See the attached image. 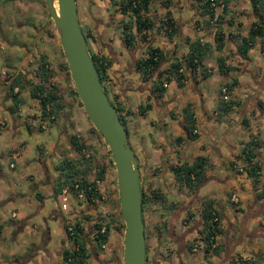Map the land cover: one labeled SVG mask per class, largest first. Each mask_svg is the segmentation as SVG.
I'll use <instances>...</instances> for the list:
<instances>
[{"label": "crops", "instance_id": "obj_1", "mask_svg": "<svg viewBox=\"0 0 264 264\" xmlns=\"http://www.w3.org/2000/svg\"><path fill=\"white\" fill-rule=\"evenodd\" d=\"M190 1L191 0H188L186 3L188 2L190 4ZM237 1L238 0H234L235 3H229L228 7H233L237 4ZM240 1L242 3L241 6H243L244 3L247 4L243 7H246L244 10L245 14L250 16L251 21L252 16L250 15L251 12H249V0ZM225 18L231 19V21L233 19L230 14H227ZM236 23L238 25H243L242 22L237 20ZM245 31L246 29L244 32ZM244 35L245 34H242L241 31L239 37ZM185 36L189 37L190 40H193L198 36L203 37V40L205 41L211 40L210 34H196L194 36L193 34H175L171 38L173 42L165 43V40L164 48L160 47L166 57L165 62H163L160 67H164L168 62L173 60V57L177 60L181 59V53L187 51L188 47L184 40ZM104 39L107 40L106 35ZM160 39H163V37L161 36ZM8 40V36L0 34V48L5 42H10ZM238 41L239 39L237 34H229L228 36L225 34L223 46L219 50L212 48L210 51L201 55L199 65L196 70L190 71L183 65L181 66L182 72L184 73V82L182 86L178 87L176 86L174 80H170L166 84L165 90L158 97L154 96L151 92V88H149V85L143 82L140 89L133 86L137 81V75H135L134 69L124 71L125 73L123 76L125 77V81L122 80V82H119L118 80L117 82L116 79L118 75L116 74L113 77L114 80H116V84H118L116 87L118 91L117 101L119 100L118 102L122 106L123 111L126 112L123 116L125 118V125L129 134V144L131 145V141H139L141 142L140 148H142L145 139L142 137L139 138L134 134L138 132L139 127L145 128L144 130L148 135L146 140L149 141L150 144H153V149H151L152 155L149 154L152 164L157 163L159 153L166 168L162 171L161 179L154 181V185L163 194L165 200L176 205L179 204L180 206L178 214H170L169 216V219H172L171 224L169 225L172 233L171 237L168 238V241H162L164 242V245L160 244L161 247L170 248L172 251V253H170L171 256H169L170 262L167 264H202V261H205V264H225V262L231 258L236 259L237 261L244 258L248 259V264H264V197L259 198L256 195L264 184V144L255 148L257 159L261 163L260 169L258 170V182L255 186L252 184L251 178L246 175V171L244 170V166H246L244 164L246 162L242 157L243 154L241 151L245 146L246 141L251 137L256 138L258 129L264 128V105L262 107L263 109H260L256 103L258 100H261L262 103H264V96H260L258 94L254 95V93L245 94L248 91V88L251 87L252 83L257 88L260 87V81L264 71L261 76L257 77L256 73H258L261 62H255V68H252V59L249 58L248 60H244L237 55L236 44ZM13 42L12 44H15ZM108 42L109 41L107 40L106 43L108 47L109 45L113 46L114 44L115 46L111 48L119 46V42H117V40L116 42L110 44H108ZM174 44L176 45L174 46ZM13 46L16 48V45ZM253 47H256L259 50L261 56L264 55V50L260 51L259 43L254 44ZM252 48L248 50L249 55H251L250 52ZM21 49L23 50L14 55L11 60L14 64L9 65L8 68L10 71L7 72L6 70H0V78H3L14 71L13 74L5 81L6 89H10L11 78L15 77L18 72L22 73V77H19V85L12 88L14 92L21 86L22 81L26 87H28L32 82L30 77L31 73L27 72L28 70L24 68V63L28 53L25 52L23 54L24 48L21 47ZM131 53L136 54L137 51H134L133 49ZM22 54L24 57L21 59L20 57ZM217 56H223V64L233 68L224 73L217 71L218 66H216L215 63ZM5 59L10 61V56L5 55ZM201 66L208 71L207 75L201 74ZM252 69H254L255 74H253L254 72ZM232 71L236 72V76H234L235 74L232 73ZM240 72L249 74L248 81L245 83L247 85L241 87V89L233 88L229 91L230 98H233V104L226 111L222 113L218 112V115V89L224 85L225 82H228L225 80V76H231V79L236 77L237 82L235 86H238V80L243 78L240 77ZM211 78L213 82L211 84L207 83V81ZM170 83H174L176 87L175 90L168 89V84ZM241 84L242 83L239 85ZM126 85H129V87ZM26 90L19 93L20 101L26 98ZM184 96H186V99H183ZM0 97L3 99H9V97L2 91H0ZM10 99L11 106L7 110L12 113L18 110V102L14 105L13 98L11 96ZM145 104L149 106L143 107ZM187 104L193 112L196 126L195 132L197 136L193 139L194 141H186L184 138L180 142L174 143V138L183 136L181 108ZM139 107H143V111L140 112ZM150 111H153V115H148ZM241 111H244L242 119L244 116L248 117L247 125H242L241 119V121L234 126V123L238 120ZM239 126H241V128H238ZM158 130L159 134H156V131ZM153 135L156 137H153ZM97 144L100 146L99 142H97ZM22 146L23 145L20 144L18 147L22 148ZM130 147L132 148V145ZM151 147L152 146H150V148ZM14 150V147H10L8 150L11 158L16 156ZM196 155H202L204 157L205 163L202 167L204 178L202 183L198 185V187L194 188V191L193 189L188 191L185 187H180V189L177 190L174 185L172 175L165 177L166 172H170L167 167L180 164L184 161L191 162L193 157ZM9 166L13 167L14 165L13 163H9ZM226 167H228V173L230 175L224 176V179L217 177L212 170L214 168H220V170L224 169L226 172ZM54 172L55 174L53 179L49 176V186L51 187V191L55 186V177L57 175V171ZM0 175H2L1 170ZM208 180L215 182L219 186H223V184L228 185L225 188L227 189L225 197L230 192V189H232H229L230 182H237L240 189L242 188L244 190L242 194L243 197L241 195V197L237 198V201L231 202V206H226L222 201H217L215 197H211L210 193L199 194V186ZM52 193L53 195L55 194L54 191H52ZM55 195L59 196V193H56ZM68 195L70 197V208L68 210L69 214L67 217H63L60 214V211L51 210L49 212V217L55 218L59 225L58 233L60 235V239L57 247V252L59 254L58 264H62L60 252L62 248H66V240L62 238V219H67L71 223L77 219L76 217L87 213L86 211L82 212L83 210H80L79 208L81 204L77 201H81V196L74 198L71 193ZM8 199H12V195H9ZM204 199L211 200L212 204L219 209L221 214L219 223L220 232H218L215 236V241L217 245H219V250L215 254L211 253L209 250H204V233L201 228V214L203 207L202 200ZM87 209L90 210L91 208L87 207L85 210ZM229 210L230 212L234 210L237 211L238 214H241L242 221L239 223V226H237V224H235L227 215ZM89 217L92 219L90 214ZM27 218L28 217H26V219ZM12 225L17 231H22L27 227L26 221L23 220ZM81 226L85 229V232L88 230L87 235L91 234L86 220L81 222ZM42 235L43 241L39 246H33V248L28 252L22 253L19 256L10 254L8 257H0V264H49L52 257L45 247L50 238V232L47 227L45 228V231H43ZM172 237H176L177 239L174 240ZM85 239L88 241V237H85ZM88 244L90 245V242ZM237 245L240 246L239 250L237 249ZM161 249H159V252L163 253ZM90 254L91 255L88 259L89 264L93 260L95 261L94 264L100 261L97 256L99 255L98 253L90 249ZM197 254L201 256H198ZM212 257L215 258V261L210 263V259Z\"/></svg>", "mask_w": 264, "mask_h": 264}, {"label": "rangeland", "instance_id": "obj_2", "mask_svg": "<svg viewBox=\"0 0 264 264\" xmlns=\"http://www.w3.org/2000/svg\"><path fill=\"white\" fill-rule=\"evenodd\" d=\"M39 1L41 8L38 9L37 15L32 9H29L28 11L23 9V3L25 0L20 1L21 4L18 5L12 1L11 4H6L5 10L0 12V34H5L8 36V41H10L5 42L0 48V70H6L7 72L10 71L8 68L9 65L14 64V62L11 61L12 58L14 55L20 53L23 50L20 46L24 45V47H26L24 52H31V54L26 57L24 68H26L28 70L27 72H30L32 75V82L26 88L28 89L26 90V98L17 103V111L12 113L8 112L7 109L11 106V99H3L0 97V170L2 173V175H0V196L3 197H0V257H8L10 254L19 256L22 253L28 252L33 248V246H39L43 241L42 233L47 227L50 232V238L45 247L52 257V260L49 264H58L59 254L57 252V247L59 245L60 239V235L58 233L59 225L55 218L49 217V212L51 210L60 211V214L63 217H67L69 214L68 210L70 208V197L67 194V201H65L66 208H61V201L59 199L60 197L55 194L53 195V190L51 191V187L49 186V176H51L52 179L54 178V166L63 157L79 156L78 153L73 151L69 146L67 137L75 133L83 142L84 146L88 148V152L96 158L110 157V154L105 147L103 138L96 130L94 132L93 129H91L93 126L89 122L80 100L73 93L75 92L74 87L67 70L66 62L59 45L53 23H51L47 28L48 34L43 31L44 27L42 25L45 19L47 18L48 21H51V19L45 7L44 0ZM165 1L167 2L169 7L168 9L174 18L176 26L179 28L180 34H193V36L196 34H208V30L206 28L203 29L195 27L194 20L198 16L199 12V6L197 5L196 0H191L192 2L190 1V4L188 2L186 3L188 0H154L150 9L154 10L155 12V15L153 16L155 20L158 21V19L162 17V11H158V6L159 3H163L165 6ZM235 2L234 0H229V3ZM107 3V0H78V4L80 6V22H87L88 13L91 18L98 17L101 20H105L106 15H104V9L108 12H114L113 8H111ZM241 5V1L238 0L236 5L230 7L227 13L228 15L230 14L233 19L230 23L227 21L221 23V29L224 31V33H227L228 31H239L240 33L242 31V34H246V31L244 32V30L247 29L246 26L250 21V16L246 15L244 11L246 7L243 6H246L247 4L244 3L243 6ZM188 6H191L190 11L188 10ZM87 7L89 8V12H87ZM157 12L159 16L156 14ZM39 15L40 17H38ZM118 18V16H114L112 18V22L117 23V25L113 24L115 29L114 34H105L107 36V40L109 41L108 44L114 43L116 40L117 42H122L121 36H119L120 30L117 27L121 24L123 19L118 22ZM236 20L242 22L243 25H238ZM17 21H24L23 29L17 27ZM35 22L36 28L41 26L42 28H40L36 34H25L30 31L29 29ZM176 34H179V32ZM153 35L155 38L162 36H158L156 33ZM162 37L164 41L166 40L165 43H169L164 34ZM11 41H15V44H12ZM165 43L161 44L163 48ZM13 45H16V48H14ZM113 46H115V44ZM113 46L109 45L110 48ZM118 49L121 50V48ZM41 54L44 55L48 63L49 69L52 72L51 81L57 84L63 103L62 110L52 119L40 116L37 102L28 97V92L35 82L34 69L40 61ZM250 54L251 55L248 54V57L253 61V66H251L252 68H255V62H261L258 73H256L257 77L261 76L262 72L264 71V59H262L261 54L256 47L252 48ZM5 55L10 56V61L5 59ZM252 70L254 72L253 74H255L254 69ZM232 73H234V76H236V72L232 71ZM136 74L137 73L135 71V75ZM230 77L231 76H225V80L228 82L231 81ZM240 77L243 78L238 80V86L234 85L233 88L241 89V87L247 85L245 83L248 81L249 74L241 73ZM18 79L20 78L18 77ZM212 82V78L207 81L209 84ZM136 83L138 84V80ZM240 83L242 84L239 85ZM255 88L256 86H254L252 83L251 87L248 88V91L245 94L254 93ZM168 89L175 90L176 87L174 83L168 84ZM257 94L264 96V90H258ZM112 96L113 95H111V97ZM228 98L226 100H228ZM183 99H186V96H184ZM112 100L116 102L114 97ZM119 112L123 116V111L121 110ZM150 114L153 115V111H150L148 115ZM39 124H41V128L40 130H37L36 128L39 126ZM238 128H241V126ZM144 129L145 128L143 127H139L138 132L134 134L139 138L142 137L145 139L142 148H140L141 142L131 141L132 150L135 153V157H138H136L137 167L139 165L141 166V164L144 162L145 159L143 158L151 159L149 154L152 155V147L150 148L151 144L146 140L148 135ZM156 134H159V130L156 131ZM263 134L264 128H259L256 138L261 146L264 144ZM153 137L156 136L153 135ZM97 142L100 143V146H98ZM20 144L23 145L22 148L18 147ZM10 147L15 148L14 151L16 156L13 158L10 157L8 152ZM9 163H13L14 166H9ZM157 168L158 166L156 169ZM226 168V172L224 169L220 170V168H214L212 170L217 175V177L224 179V176L230 175L228 173V167ZM138 173H140L139 168ZM170 175L171 174L168 171L166 172L165 177ZM144 181L146 182V180ZM150 182L152 181L150 180ZM174 185L176 186L177 190L180 189L177 184L174 183ZM99 186V190L102 194H105L104 200H106L99 201L95 205V208H91L90 210H85L87 206L81 202L79 203L81 204V206H79L80 210H83L82 212L86 211V214H90L92 218H107L113 214H119L116 177L113 162L112 165L108 164V171L104 177V180L101 182V184H99ZM227 186L228 185L225 184H223V186H219L215 182L208 180L199 186V194L210 193L211 197H215L217 201L220 200L223 202V204L228 206L231 204L232 198L241 197L244 190L242 188L240 189V186H238L237 182H230L229 189H232H230V192L228 193L229 197L228 195L225 197V192L227 191L225 188ZM186 190L190 191L192 189L186 188ZM9 195H12V199H8ZM165 201L168 202L167 200ZM114 203H117L116 207H114ZM159 205L161 204L157 197L155 198V196L147 195V200L142 206V216L146 225L145 230L147 235V264H150L148 259L150 256L149 254L151 253L150 247L153 246L155 240H158L155 235H158L159 238H161V241H168V238L164 236L166 235L165 232L163 231L162 233V230L160 231V225L158 223L160 222ZM227 215L233 220L235 224H237V226L240 225L239 223L242 221L241 214H238L237 211L232 210L230 212L229 210ZM26 217L28 218L26 219ZM22 220L26 221L27 227L22 231H17L12 224L18 223ZM63 220L65 222L66 219ZM122 234L123 222L122 227L110 230L106 244L103 246V248L97 250V253L99 254L97 256L99 257L100 262H96V264H122ZM65 246L66 248L71 246L69 240L65 241ZM239 247L240 246L237 247L238 250ZM108 258L112 259V262L109 263ZM214 261L215 258L212 257L210 259V263H213ZM94 262L95 261L93 260L90 262V264H94ZM205 263V261H202V264Z\"/></svg>", "mask_w": 264, "mask_h": 264}, {"label": "trees", "instance_id": "obj_3", "mask_svg": "<svg viewBox=\"0 0 264 264\" xmlns=\"http://www.w3.org/2000/svg\"><path fill=\"white\" fill-rule=\"evenodd\" d=\"M199 6L198 16L195 18V27L206 28L208 34L211 35L210 41L203 40V37H197L190 40L189 37L185 36L184 40L187 43V51L181 53V59L177 60L173 57L170 62H168L164 67H160V61L163 52L157 47H153L147 44L144 51L145 57L138 58L134 64V70L139 72L140 77L147 81L151 80V92L154 96L158 97L165 90L163 85L168 83L170 80H174L176 86L180 87L184 82V73L182 72L181 66L183 65L190 71H194L198 68L200 56L205 52L210 51L212 48L219 50L223 46L224 35L227 34H237L239 41L236 44L237 55L248 60V50L254 46V44L259 43L260 51L264 50V0H249L250 15L252 19L246 29V34L239 37V31H228L224 33L221 29V23L227 21L231 22V19H226L227 12L229 11V0H196ZM149 0H127L126 8L122 7L121 12H125L126 9L131 10L133 15V20H128V26H132L134 32H139L141 30H151L154 33L162 32L167 41L173 42L171 38L176 34L180 33L179 28L176 26L174 19L167 8V2L165 1L166 9L164 11V19L162 23L153 26L152 20L145 16L143 13L147 10V5ZM191 6H188L190 11ZM218 9V10H217ZM248 12V14H249ZM143 16V17H142ZM147 34H130L126 32L121 37L122 42L127 46L131 45V41L136 39L140 41H146ZM190 40V41H189ZM176 44H174L175 46ZM95 70L98 74L100 82L107 77L108 60L101 54H90ZM264 59V55L261 56ZM223 56L216 57V66H218L217 71L226 72L233 67L226 66L223 64ZM35 82L28 92V97L32 98L37 102L38 109L40 111V116L46 118H54L63 108L61 94L58 91L57 84H55L52 79V72L49 69L48 63L43 54L40 55V61L34 69ZM201 74L207 75L208 71L201 66ZM155 75V77H153ZM19 76H15L11 80L10 90L18 85ZM152 78V79H151ZM154 78V79H153ZM237 82V78L233 77L231 81L225 82L224 86L228 93V100H224L219 95L217 103V113L226 111L232 104L233 100L229 96V91L233 89ZM261 90L264 89V77L261 78L260 87ZM28 90V89H27ZM219 90V89H218ZM73 91V89H72ZM75 94V92H73ZM219 94V91H218ZM13 103L16 105L20 101V97L16 94H12ZM111 103V102H110ZM257 105L260 109H263L264 103L258 100ZM113 105V103H111ZM120 122L124 126L126 135L128 133L126 129V121L124 116L120 114L119 111H123L122 106L119 102H115L113 105ZM145 104L143 107H148ZM143 107H139V111H143ZM123 114H126L123 111ZM219 115V113H218ZM181 120L183 136H178L174 139L175 143L180 142L184 138L193 139L197 136L195 132V120L193 117V112L190 106L187 104L181 108ZM242 125H247V118L244 116L241 122ZM92 127V126H91ZM41 124L37 126V130H40ZM93 131L95 129L92 127ZM68 144L73 151L77 152L79 156L77 157H63L54 166V170L57 171L55 177V186L53 191L59 193L62 188H67L68 193H71L74 198L81 196V201L88 208H95V205L99 201L104 200V195L99 190V183L104 180V177L108 171V164L112 165V160L108 156L106 158H96L88 152V148L84 146L83 142L78 138V136L73 133L67 137ZM261 144L257 138H250L246 141L245 146L242 148V157L245 160L246 166L244 170L246 175L251 178L252 184L255 186L258 182V170L260 169L261 163L257 159V153L255 148ZM88 153V155H85ZM106 159V160H105ZM108 163V164H107ZM204 157L202 155H196L193 157L191 162H182L176 164L170 168V173L173 177V181L179 187H186L187 189H194L202 183L204 175L202 173V167L204 165ZM142 189V188H141ZM257 197H264V184L260 188L259 192L256 194ZM160 204L167 208L174 207L171 202H166L163 194L161 192L155 193ZM155 197V198H156ZM229 197V194H228ZM106 200V199H105ZM104 200V201H105ZM147 196L141 190V211L142 206L146 202ZM202 214H201V224L202 231L204 233V250H210L211 253L215 254L219 250V245L217 243L211 247L210 237H215L218 232H220L219 223L221 219V214L219 209L214 206L209 199L202 200ZM117 203H114V207ZM264 212V211H263ZM215 216L216 220L211 221V218ZM86 220L88 222L90 235H87V231L81 226V222ZM62 238L64 240H69L71 246L68 248H62L61 263L62 264H89L88 259L90 257V249L97 253V250L103 248L106 244L109 233L111 229H116L122 227V222L119 214L104 217H95L90 219L89 214H82L75 221L71 223H65L62 219ZM69 226V229L67 227ZM85 237H88L85 239ZM90 242V245L88 244ZM236 260V259H235ZM233 258L227 260L225 264H248V259H240L236 262Z\"/></svg>", "mask_w": 264, "mask_h": 264}, {"label": "water", "instance_id": "obj_4", "mask_svg": "<svg viewBox=\"0 0 264 264\" xmlns=\"http://www.w3.org/2000/svg\"><path fill=\"white\" fill-rule=\"evenodd\" d=\"M45 6L54 25L75 95L89 122L103 138L113 162L118 212L123 222L122 264H145L142 189L136 159L124 126L103 89L88 52L78 24L76 0H45ZM258 90L260 88L256 87L254 95ZM243 115L244 111H241L234 126Z\"/></svg>", "mask_w": 264, "mask_h": 264}, {"label": "flooded vegetation", "instance_id": "obj_5", "mask_svg": "<svg viewBox=\"0 0 264 264\" xmlns=\"http://www.w3.org/2000/svg\"><path fill=\"white\" fill-rule=\"evenodd\" d=\"M12 1H14L15 4L18 5V4H21L20 1H22V0H0V12H2V10H5L6 4H11ZM153 1L154 0H149V3L147 5V10L143 14L145 16H148L152 20L153 26H154V25H158L159 23H162L163 18H164V10H165L164 7L165 6L163 5V3H159V6H158L159 10L158 11L159 12L162 11V17H160V19H158V21H157V20H155L153 18V16L155 15L154 10L150 9L151 5L153 4ZM160 1H162V0H160ZM8 2H10V3H8ZM107 2H108L107 4L111 8H113L114 12H112V11L108 12V11H106L104 9V13H105L104 15H106L105 20H101L98 17L91 18L89 13H88L87 22L81 23L80 22L81 20H79V14H80L79 8H80V6L78 4V0H76V14H77V19H78V24H79L80 30L82 31V33H83V35L85 37V41H86V44H87L88 52L90 54H101L109 62L108 63V69H107V77H106V79H103V82H101V84L103 86V89H104L106 95L108 96L109 101L111 103H113V105H114L115 102L112 100V98L114 97L115 100L117 101V97H118V91L116 89L118 84H116V80H117V82H118V80H119V82H122V80L125 81V77L123 76V74L125 73L124 71H126V70L130 71L131 69L134 68L135 61H137L138 58L145 57L144 51L146 49L147 44H150L153 47H157L158 49L161 50V52H163V50L161 49V48H163L161 46V44L164 43V40L160 39L161 36L155 38L154 35H153L155 33H154V31H152V29L151 30H149V29L144 30L143 29V30H141L139 32H134L133 29H132V26L131 27L128 26V29H127L128 20H133V15L131 13V10L126 9L125 12H121V8L125 7L127 5L126 4L127 0H107ZM44 4H45V0H44ZM40 8H41V4H40L39 0H35V1H33V0H25V2L23 3V9L25 11L26 10L28 11L29 9H32L36 13V15L38 13V9H40ZM87 12H89V8L88 7H87ZM156 14L159 16L158 12ZM98 16H100V15H98ZM114 16H118L119 17L117 19L118 22L123 19L121 24L118 25V27H117L120 30V32H119L120 36H122L126 32H128L130 34H132V33L133 34H139V36H140V34H144L145 33V34H147L146 36H147L148 40L140 41V40L136 39L135 42L131 41V45L130 46H127L126 44H124V42H119V46L120 47L119 46H117L116 48L108 47L107 43H106L107 40H105L104 38H105V34H114V30H115L114 29V25H117L116 22L115 23L112 22V18ZM38 17H40V15ZM38 17H37V19H38ZM0 18H1V16H0ZM51 23L52 22L48 21V19L46 18L44 23H43V25H42L44 27L43 31L46 34H48L47 28L50 26ZM83 24H85V25H83ZM42 26L39 27V28H36V22H35L33 24V26L29 29L30 31L28 33H25V34H36L37 31L40 28H42ZM83 26H84V28H83ZM17 27L23 29L24 28V21L18 22L17 23ZM156 34L158 36L159 35L163 36L162 32L156 33ZM11 42H13V41H11ZM21 47L23 48L24 45L21 46ZM118 48H121V50H119ZM24 49L26 50V47H24ZM133 49H134V51H137L136 54L135 53L134 54L131 53V51ZM26 52L28 53L27 56H29V54H31L30 51H26ZM24 53L25 52H23V54ZM23 54L20 57L21 59H22V57H24ZM20 58H19V60H20ZM165 60H166V57L164 55H162L161 61H160V66L163 64V62H165ZM13 72L14 71H12L10 74L4 76L3 78H0V91L5 93V95L8 96L9 98H10V96L12 97V94H16V96H19V93H21V91L26 90V88H27L25 86L24 82L22 81L21 86L18 87L15 90V92L13 91V89H11V90L8 89V88L6 89L5 81L8 79L9 76H11L13 74ZM136 73H137L136 75H137V78H138L137 79L138 83H140V84L135 83V85H133V86H136L137 88L140 89V86H142L141 84H143V83L147 84L148 83L147 85H149V88H151V80L145 81V80H143L140 77L139 72L136 71ZM115 74L118 75L116 80H114V78H113ZM16 76H19V77L21 76L22 77V73L18 72ZM30 77H32V75H30ZM153 77H155V75ZM13 78H11V80ZM166 84H164V86H166ZM126 86L129 87V85H126ZM111 95H113V96L111 97ZM127 136H129L128 133H127ZM193 139L185 138L186 141H191ZM174 143H175V141H174ZM151 146H152V149H153V144L152 143H151ZM134 156H135V153H134ZM158 156L160 157L159 153H158ZM136 157H135V159H136ZM159 157L157 158V164L156 163L152 164L150 159L143 158V159H145L144 162L141 164V166L139 165L137 167V168L140 169V173H139L140 178L139 179L142 180V181H140L141 182V188H142L143 193L146 196L147 195L154 196L155 193L160 192L156 188V186L154 185V181L161 179L162 171L165 170L166 168H165V165L163 163V160L161 159V157L160 158ZM136 163H137V160H136ZM157 166H158L159 169L158 168L156 169ZM171 167H172V165L170 167H167V169L170 170ZM144 180H146V182ZM150 180L152 182H150ZM144 188L146 189L147 192L145 191ZM193 191H194V189H193ZM159 208H160V211H159L160 222H158V223L160 225V231L162 230V233L164 231L165 234H166L164 236L166 238H169V237H171V234H172L171 231H170V226H169L171 224V220L172 219H169V216H170V214L171 215L172 214H178L179 213L178 209L180 208V206H179V204H177V205L174 204V207L167 208V207H164L162 205H159ZM142 220H143V216H142ZM145 227H146V225H145V223L143 221V234H144L145 255H146L147 254V246H146L147 245V242H146L147 241V239H146L147 235H146ZM201 228H202V226H201ZM203 233H205V230H204ZM155 236H156V238H158V240H155L153 246L150 247L151 253L149 254L150 256L148 257V259L150 261V264H167V263L170 262V257L169 256H171L170 253H172V251H171L170 248L161 247L162 244L164 245V242H162L164 240L161 241V238H159L158 235H155ZM172 238L174 240L177 239L176 237H172ZM159 249H161V251H163V253L162 252L160 253ZM108 260H109V263L112 262V259L108 258ZM145 264H147V256H146Z\"/></svg>", "mask_w": 264, "mask_h": 264}, {"label": "built area", "instance_id": "obj_6", "mask_svg": "<svg viewBox=\"0 0 264 264\" xmlns=\"http://www.w3.org/2000/svg\"><path fill=\"white\" fill-rule=\"evenodd\" d=\"M163 85H164V83H163ZM219 95L221 96V98L222 99H224V100H226L227 98H228V93H227V90H226V88H225V86L224 85H222L220 88H219ZM85 155H88V153H85ZM67 194H69L68 193V190H67V188H62L61 190H60V192H59V196H60V201H61V208H66V203H65V201H67ZM232 201H237V198H232ZM216 220V218H215V216H213L212 218H211V221H215ZM65 223H70L67 219L65 220ZM67 229H69V226L67 227ZM211 239H210V241H211V247H213L215 244H216V237H210Z\"/></svg>", "mask_w": 264, "mask_h": 264}]
</instances>
